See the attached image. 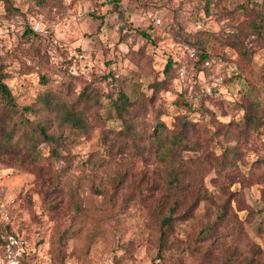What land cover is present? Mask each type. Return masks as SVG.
<instances>
[{"label":"rangeland","instance_id":"1","mask_svg":"<svg viewBox=\"0 0 264 264\" xmlns=\"http://www.w3.org/2000/svg\"><path fill=\"white\" fill-rule=\"evenodd\" d=\"M9 1L19 12L6 17L0 0V57L17 104H29L44 91L42 76L48 85L64 88L68 99L91 81L99 102L89 113L102 116L91 117L86 129H64L67 139L59 149L67 159L53 165L58 189L48 182L47 166L0 155V229L26 237L24 264H152L159 250L155 205L162 168L130 146L120 150L103 139L104 130L114 133L124 126L110 110L109 94L116 97L117 89L110 74L131 100L149 96L150 84L164 77L168 58L180 65L189 58L188 48L198 53L191 42L203 31L238 32L253 50L252 59L246 61L231 46L207 42V49L223 54L221 63L233 71L215 85L210 70L196 75L195 89L212 113L189 116L197 121L190 137L198 147L183 154L189 169L183 194L190 198L198 189L201 202L194 216L178 221L172 239L179 246L190 242L198 247L160 264H219L234 251L249 255L258 246V261L264 264V231L256 228L255 215L264 209V127L245 128L239 107L247 99L258 103L264 116V0H212L208 10L205 0ZM253 9L263 14L260 36L251 29ZM154 18L160 23L153 24ZM37 20L49 32L31 40L24 31ZM176 75L154 102L131 107L138 130L150 132L157 120L171 127L177 115L188 112L184 101L190 96L180 94L187 84ZM230 148L236 150L235 165L227 162ZM43 152L48 153L47 146ZM120 177L123 185L117 186ZM138 190L147 195L141 198ZM221 210L223 219L208 239L201 238Z\"/></svg>","mask_w":264,"mask_h":264},{"label":"trees","instance_id":"2","mask_svg":"<svg viewBox=\"0 0 264 264\" xmlns=\"http://www.w3.org/2000/svg\"><path fill=\"white\" fill-rule=\"evenodd\" d=\"M117 1L115 0V3ZM211 1L205 0L206 10L209 9ZM3 4L6 17H11L15 12H19L10 4L9 0H3ZM242 7L246 9L244 4H242ZM254 11L256 12V19L251 29L255 35L260 36L262 35L263 14L258 9ZM31 25V22H29L24 31V34L29 36L31 40L40 39L47 35L33 31ZM139 34L147 39L150 38V35L144 31H139ZM201 34L204 38L198 36L191 42V45L198 50L196 60L191 62L190 67L195 75L198 76L206 70L211 71L210 67L203 66L205 60H211L215 63L218 58L225 59L223 54L211 53L207 49L208 41H215L220 46H231L239 52L242 58L251 62L253 50L247 47L243 40L238 39V32L218 34L203 31ZM2 57H0V155L10 156L19 163L47 166L46 177L48 182L53 189H58L60 178L57 176L58 174L55 172L56 169L53 165L58 161L67 159V156L61 154L59 149L60 145L65 143L67 139L64 129H86L85 127H88L91 123V117L95 119L102 118L101 115L100 118H96L89 113L99 102V91L89 81L82 85L80 91L72 99H68V94L63 91L64 88H54L52 85H48V80L42 76V82L47 84L44 91L33 102L19 106L12 89L6 83L8 72L5 68L7 64L2 61ZM178 67L179 64L175 60L168 58L164 66V77L150 84L151 94L149 96L140 94L134 100L130 99L115 74H110L113 77V84L117 86L116 97H112V92L109 94L111 95L110 110L113 111L114 117L122 120L124 126L114 133H111L108 129L104 130L103 139L109 140L112 146L116 145L120 150H125L126 147L130 146L138 152V155H143L146 159L157 162L162 168L163 182L155 205L159 250L152 264H160V261L166 257L175 261L180 258L179 253L181 251L191 253L198 247L196 243L190 242H186L184 246L177 245L173 242L172 233L179 220L194 216V212L201 202L199 200L201 191L198 189L193 192L195 195L190 198H186L183 194V190L187 185L185 180L189 176V169L183 154L184 151L194 150L198 147V142L190 137L197 121L194 122L189 116L193 112L202 117L207 113H212V111L208 110V106H205V100H201L198 91L196 94L198 100L195 101L194 97L190 95L189 89L185 87L184 90L180 91V94L185 96V99L187 95L190 96V100L186 99L184 101L185 109L188 112L177 115L173 126L169 127L164 121L157 120L150 132H144L138 130L132 123L135 115L131 111V107L134 104H142L145 100L154 102L161 91L169 90L171 80L173 82L176 80ZM171 70L174 71V76L170 74ZM231 74L223 73L222 81ZM67 85L65 86L66 89ZM195 88H198V86ZM239 107L243 111V126L245 128L264 127V116L260 114L261 107L258 103L244 99L240 102ZM204 125L206 124L204 123ZM127 139L129 140L127 141ZM44 146L48 147L47 154L43 152ZM228 152L227 157L230 154L232 158H229L227 162L235 165L236 150L233 152V148H230ZM115 183H117V186L123 185V178L116 179ZM43 185L47 184L44 183ZM138 193L141 198L147 195L142 190H138ZM101 194L105 195L104 192ZM74 205L75 209H78L76 202H74ZM223 212L224 210L219 211L215 216V223L202 230L204 234L201 238H209L210 233L223 219ZM255 215H257L256 228L264 231V209L257 211ZM5 228L7 229L8 226ZM8 234L19 235L11 232V230L3 232L0 229V254L2 257L4 256L5 237ZM24 239L28 244L26 237ZM168 248L171 251L170 255L165 256L163 251ZM247 253L249 255L234 251L219 264H259L258 259L261 255L259 246L251 248ZM27 254L29 252L25 250L22 255V264H24L23 257Z\"/></svg>","mask_w":264,"mask_h":264},{"label":"built area","instance_id":"3","mask_svg":"<svg viewBox=\"0 0 264 264\" xmlns=\"http://www.w3.org/2000/svg\"><path fill=\"white\" fill-rule=\"evenodd\" d=\"M160 23L159 18H154L153 24ZM33 31L47 34L49 32L48 27L41 22V20L35 21L31 25ZM189 58L185 60L183 63L179 65L177 70L178 77L180 76L183 82L187 85L186 87L189 89L190 95L197 100V91L195 89L198 78L195 73L190 69L188 65V60L195 61L196 53L194 49H187ZM221 59L218 58L217 62H213L211 60H205L203 63L204 67H210L212 71V81L213 84H220L222 82V74L225 72L226 74H230L233 70L230 67H225L221 63ZM179 77V78H180ZM200 77V76H199ZM26 248V242L24 238L20 235L16 234H8L5 237V246H4V256L0 258L1 264H22V255Z\"/></svg>","mask_w":264,"mask_h":264}]
</instances>
